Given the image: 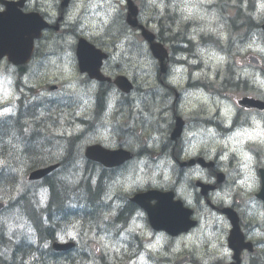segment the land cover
Listing matches in <instances>:
<instances>
[{
    "label": "clouds",
    "instance_id": "9594fccd",
    "mask_svg": "<svg viewBox=\"0 0 264 264\" xmlns=\"http://www.w3.org/2000/svg\"><path fill=\"white\" fill-rule=\"evenodd\" d=\"M20 19L0 264H264V0H0Z\"/></svg>",
    "mask_w": 264,
    "mask_h": 264
},
{
    "label": "water",
    "instance_id": "95a60500",
    "mask_svg": "<svg viewBox=\"0 0 264 264\" xmlns=\"http://www.w3.org/2000/svg\"><path fill=\"white\" fill-rule=\"evenodd\" d=\"M39 171H46L45 169H43V170H39ZM35 173H33V175H34Z\"/></svg>",
    "mask_w": 264,
    "mask_h": 264
}]
</instances>
